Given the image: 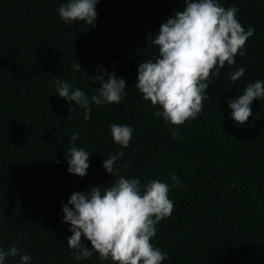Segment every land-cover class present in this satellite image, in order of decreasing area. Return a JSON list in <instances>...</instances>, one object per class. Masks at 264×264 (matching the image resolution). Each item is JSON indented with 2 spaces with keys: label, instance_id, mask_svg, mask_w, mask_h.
Listing matches in <instances>:
<instances>
[{
  "label": "trees",
  "instance_id": "obj_1",
  "mask_svg": "<svg viewBox=\"0 0 264 264\" xmlns=\"http://www.w3.org/2000/svg\"><path fill=\"white\" fill-rule=\"evenodd\" d=\"M62 3L0 0V249L15 245L31 264H115L101 262L95 251L73 259L61 202L90 186L103 191L124 176L170 186L174 208L150 240L168 254L161 264H264V99L254 98L244 124L231 118L227 103L248 83L264 81V0H218L235 5L236 18L253 34L233 65L218 76L210 72L201 112L180 125L154 116L135 83L138 63L158 54L152 39L160 24L184 0H99L94 25L61 20L55 9ZM77 62L81 69L74 72ZM97 66L122 77L127 95L118 104H90L85 120L83 108L49 85L61 79L91 97L100 86L91 77ZM241 66L243 76L231 81ZM112 123L133 127L116 175L102 166L120 148ZM72 144L90 152L83 177L67 171ZM172 174L183 187H172ZM82 243L90 247L83 237ZM18 259L6 257L5 264Z\"/></svg>",
  "mask_w": 264,
  "mask_h": 264
},
{
  "label": "clouds",
  "instance_id": "obj_2",
  "mask_svg": "<svg viewBox=\"0 0 264 264\" xmlns=\"http://www.w3.org/2000/svg\"><path fill=\"white\" fill-rule=\"evenodd\" d=\"M98 2L66 0L55 11L67 23L83 21L94 25ZM237 12L235 5L225 8L218 0H184L182 10L160 24L152 39L158 54L138 63L135 83L142 99L149 100L156 109L154 116L172 125L196 119L208 94L210 72L218 76L225 64L233 65L237 53L245 54V42L253 34V29L242 27ZM72 68L78 72L81 65L77 62ZM244 72L241 66L229 74V79L237 81ZM91 77L100 85L91 97L61 79H54L49 85L55 87L56 95L83 108L85 120L90 118V104H118L127 95L125 80L114 70L97 66L96 74ZM254 98L264 99V81L260 79L248 83L237 98L228 99L230 116L235 122L247 123ZM132 133L131 125L110 124L111 137L120 148L103 160L107 172L113 175L119 172L115 165L123 156L122 149L129 146ZM178 134L179 128H174L172 137ZM78 138L79 133L73 132L71 141ZM89 154L83 147L72 144L65 152L67 171L81 177L86 175ZM170 179L172 187H183L175 174ZM169 190V184L157 179L142 185L139 178L119 176L103 191L100 186H90L86 191L72 192L67 203L61 202V219L71 232L67 244L73 259L89 258L95 251L101 262L110 259L115 264H161L168 254L154 247L150 240L156 235V224L169 217L174 208ZM82 237L90 242V247L82 243ZM16 256L19 257L16 264H31V256L15 245L0 249V264H5L6 257Z\"/></svg>",
  "mask_w": 264,
  "mask_h": 264
}]
</instances>
